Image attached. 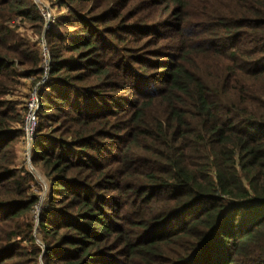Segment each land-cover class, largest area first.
Here are the masks:
<instances>
[{"label":"trees","instance_id":"obj_1","mask_svg":"<svg viewBox=\"0 0 264 264\" xmlns=\"http://www.w3.org/2000/svg\"><path fill=\"white\" fill-rule=\"evenodd\" d=\"M49 1L0 0V264H264V0Z\"/></svg>","mask_w":264,"mask_h":264},{"label":"built area","instance_id":"obj_2","mask_svg":"<svg viewBox=\"0 0 264 264\" xmlns=\"http://www.w3.org/2000/svg\"><path fill=\"white\" fill-rule=\"evenodd\" d=\"M36 5L42 6L44 12L42 11L41 15L45 21L44 29L50 28L54 22L55 16L52 14L50 7L43 3L42 0H34ZM41 45V56H42V73L38 78L31 77L30 80H33L32 87L30 88L27 96L24 98L22 103L23 107V121L21 125L22 129V138L20 142V151L23 153L24 160L28 162V176L34 180V168L30 164L31 156V146L36 137V131L38 127V110H39V93L42 85L48 80V52L46 46L44 45L43 39L40 40ZM39 208H34V213H38Z\"/></svg>","mask_w":264,"mask_h":264},{"label":"rangeland","instance_id":"obj_3","mask_svg":"<svg viewBox=\"0 0 264 264\" xmlns=\"http://www.w3.org/2000/svg\"><path fill=\"white\" fill-rule=\"evenodd\" d=\"M33 1V3H34V0H32ZM43 1V3L44 4H46V5H48L49 7H50V10L52 11V14L55 16V18H54V22H55V20L57 19V17L61 14V12L59 13L58 11H55L54 9H52V7H51V4H50V1L49 0H42ZM34 5H36L35 3H34ZM37 7H38V9H39V11H40V13H42V11L44 12V8H42V6H38V5H36ZM42 10V11H41ZM53 22V23H54ZM53 25V24H52ZM19 27H20V33H22V34H27L28 36H31L32 35V32L30 31V27H29V25L27 24V23H24L23 22V24H21V25H19ZM47 30V29H46ZM24 31L26 32V33H24ZM36 41L38 40V47H39V49H40V51H41V45H40V40H41V38H34ZM44 41V40H43ZM44 45H45V43H44ZM31 79V77L29 78V79H24V80H22L21 82H22V86H21V88L19 89V91L15 94V97L13 98V100H18V101H23V99L27 96V94H28V92H29V90H30V88L32 87V82H33V80H30ZM21 142V141H20ZM19 150H18V160H17V163L20 165V166H23L24 168H25V170H26V172H28L29 173V170H28V162L27 161H25L24 159V157H23V153L20 151L21 149H20V144H19V148H18ZM30 164H31V156H30ZM32 165V164H31ZM32 167H33V165H32ZM34 168V167H33ZM29 169H30V167H29ZM34 175H35V178H34V180L32 179V183H31V189H32V192H34V193H37L38 192V190H40V187H43L44 188V186L46 187V183H45V181H44V179H43V177L38 173V170H36L35 168H34ZM31 178H33V177H31ZM41 185H40V184ZM36 212L34 213V211L32 212V219H33V221L34 222H36Z\"/></svg>","mask_w":264,"mask_h":264},{"label":"crops","instance_id":"obj_4","mask_svg":"<svg viewBox=\"0 0 264 264\" xmlns=\"http://www.w3.org/2000/svg\"><path fill=\"white\" fill-rule=\"evenodd\" d=\"M19 150V149H18Z\"/></svg>","mask_w":264,"mask_h":264}]
</instances>
